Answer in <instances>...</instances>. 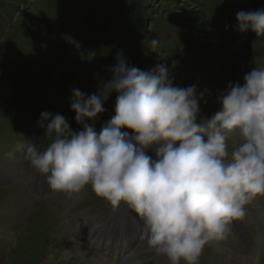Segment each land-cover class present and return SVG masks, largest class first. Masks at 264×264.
Segmentation results:
<instances>
[{"label":"clouds","instance_id":"obj_1","mask_svg":"<svg viewBox=\"0 0 264 264\" xmlns=\"http://www.w3.org/2000/svg\"><path fill=\"white\" fill-rule=\"evenodd\" d=\"M236 22L240 34L264 37V9L241 10ZM116 60L97 93L71 90L82 130L44 111L39 125L48 146L41 151L22 137L17 151L53 192L70 197L90 185L112 205L126 204L143 221L141 238L169 264H200L204 248L226 239L264 196V68L254 67L243 85L230 82L221 110L197 123L203 94L195 86L174 87L163 64L147 72L130 67L122 50ZM112 93L115 115L97 133Z\"/></svg>","mask_w":264,"mask_h":264},{"label":"rangeland","instance_id":"obj_2","mask_svg":"<svg viewBox=\"0 0 264 264\" xmlns=\"http://www.w3.org/2000/svg\"><path fill=\"white\" fill-rule=\"evenodd\" d=\"M258 9L264 0H0V162L14 159L24 178L35 179L37 169L17 145L32 135L39 150L48 146L39 125L44 111L82 130L70 108L71 90L97 93L121 50L130 67L147 72L163 64L174 87L195 86L196 96L203 94L197 123L211 119L230 82L243 85L254 67L264 68V37L235 30L237 12ZM116 95L95 121L97 133L115 115ZM57 222L48 201L30 193L24 180L6 181L0 264H35L30 258L40 249L39 264H51L49 246L66 240Z\"/></svg>","mask_w":264,"mask_h":264},{"label":"bare ground","instance_id":"obj_3","mask_svg":"<svg viewBox=\"0 0 264 264\" xmlns=\"http://www.w3.org/2000/svg\"><path fill=\"white\" fill-rule=\"evenodd\" d=\"M63 233H65L64 236H65L66 240L54 238L56 240V242L52 243L51 246H49L48 250L51 252L53 251V253H51L52 257L50 258L49 263H51V264H70V263L71 264H88V263L84 262L82 259L79 260L76 258V257L80 256V254L77 252H80V251L82 252L81 244L72 235H70L67 231L64 230ZM43 251H44L43 249H40L39 251H37V253L34 254V257H31L30 260L33 259V262L36 261L35 264H39L38 261H40L39 259L44 254ZM58 259H63V260H58ZM28 263H30V262H28Z\"/></svg>","mask_w":264,"mask_h":264}]
</instances>
